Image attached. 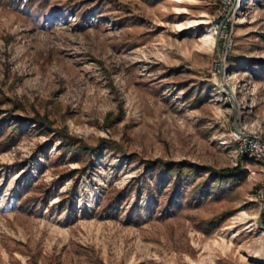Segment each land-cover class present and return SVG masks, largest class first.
I'll return each instance as SVG.
<instances>
[{"label":"rangeland","instance_id":"rangeland-1","mask_svg":"<svg viewBox=\"0 0 264 264\" xmlns=\"http://www.w3.org/2000/svg\"><path fill=\"white\" fill-rule=\"evenodd\" d=\"M222 9L0 0V264H264V0Z\"/></svg>","mask_w":264,"mask_h":264},{"label":"trees","instance_id":"trees-1","mask_svg":"<svg viewBox=\"0 0 264 264\" xmlns=\"http://www.w3.org/2000/svg\"><path fill=\"white\" fill-rule=\"evenodd\" d=\"M35 123L40 127H43V126H47V123L49 122L45 118L37 116L35 118ZM57 133L61 140V147L64 149L63 152H65V150L67 151L68 149H70L73 153L87 152L91 149L93 151H98L101 150L102 148H108L110 150H117V151L120 150L119 146L113 140L101 138L99 139V142L96 146H87L81 139L71 136L62 130L57 131ZM18 135H19V126L18 125L12 126L8 134L2 140H0V151L8 149L10 146H13L14 143L17 141ZM144 163L146 168L145 172H151L155 169H163L167 173L176 172L178 176L182 173H186V175L194 176L195 171L199 168L197 165L193 163L165 162L159 159L154 161H146ZM200 169H202L204 173L211 171L210 168H206V167H202ZM215 173H216L215 178L220 177L224 179H231L234 182L238 179L239 176H241V174L238 175L239 168L223 169L220 171H216ZM263 222H264V218H263Z\"/></svg>","mask_w":264,"mask_h":264},{"label":"built area","instance_id":"built-area-1","mask_svg":"<svg viewBox=\"0 0 264 264\" xmlns=\"http://www.w3.org/2000/svg\"><path fill=\"white\" fill-rule=\"evenodd\" d=\"M232 2L233 0H222V5H223L222 11L225 12L229 8V5H232ZM253 148L258 153H262V150H264V146L260 147L259 142L257 140L253 142ZM259 199H261L262 203H264V188H262L260 191Z\"/></svg>","mask_w":264,"mask_h":264},{"label":"water","instance_id":"water-1","mask_svg":"<svg viewBox=\"0 0 264 264\" xmlns=\"http://www.w3.org/2000/svg\"><path fill=\"white\" fill-rule=\"evenodd\" d=\"M219 32H220V30L216 34V46H217ZM217 50H218V48H217ZM218 81H219V83L221 82V74L219 75ZM234 129H235L236 132H238V133H240L242 135H246L245 133L241 132V129L238 128L235 123H234ZM263 211H264V205L261 206V208L259 210V214H258V223H259L260 229H262V230H264V224H263V221H262Z\"/></svg>","mask_w":264,"mask_h":264},{"label":"bare ground","instance_id":"bare-ground-1","mask_svg":"<svg viewBox=\"0 0 264 264\" xmlns=\"http://www.w3.org/2000/svg\"><path fill=\"white\" fill-rule=\"evenodd\" d=\"M201 22L203 23L204 21H201ZM206 35H207V34H206ZM206 37H212V38H213V43H214V39H215V32H214V30H209V29H208V35H207ZM253 218L256 219L257 216L254 215ZM261 233H263V232H261Z\"/></svg>","mask_w":264,"mask_h":264}]
</instances>
